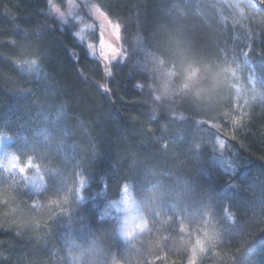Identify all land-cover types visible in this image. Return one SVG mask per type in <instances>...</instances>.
<instances>
[{
  "label": "trees",
  "instance_id": "obj_1",
  "mask_svg": "<svg viewBox=\"0 0 264 264\" xmlns=\"http://www.w3.org/2000/svg\"><path fill=\"white\" fill-rule=\"evenodd\" d=\"M54 3L62 10L67 0ZM87 3L120 25L126 62L105 65L74 36L77 23L48 14V0H0V135L43 177L29 187L0 176V264H188L186 240H163L178 233L171 205L205 249L198 264H264V182L244 177L243 165L229 175L212 163L225 131L224 151L264 180V109L251 108L231 136L222 120L236 81L215 21L197 0ZM251 27L264 56V23ZM33 59L39 67L27 68ZM218 123L225 129L212 131ZM125 187L156 212L133 247L114 207ZM70 190L68 204L52 202Z\"/></svg>",
  "mask_w": 264,
  "mask_h": 264
},
{
  "label": "rangeland",
  "instance_id": "obj_2",
  "mask_svg": "<svg viewBox=\"0 0 264 264\" xmlns=\"http://www.w3.org/2000/svg\"><path fill=\"white\" fill-rule=\"evenodd\" d=\"M74 2L79 5L76 0H74ZM257 2L258 0H197V6L201 5L203 7L202 11H200V15L203 17L208 15L215 21L213 26L217 27V30L219 29L220 37L223 36V42L227 48L225 49L222 59L228 61L227 67L224 70L231 74L236 81L230 86L232 91L235 92V96L232 98L235 103L231 110V116H224L225 119H222L225 124L229 125L228 135L230 136L234 134L233 126H235L234 124H230L231 119L232 121L239 119L244 122L251 108L253 109L255 106H258L264 109V56L259 46L261 44L259 34L254 33L251 27L252 24L257 26L258 23H264V14L256 7ZM62 11L67 13L68 0L66 8L62 9ZM84 13L90 15V18H85L86 15ZM104 17L107 16L105 14L98 16L93 11L88 9L81 10L80 7H76L73 10V15L67 17V22L71 21L78 24L76 27H78L77 33H79V39L82 37L80 40L87 44L91 53L97 55L96 57L99 60L103 61L105 65H108V63L115 60L106 61L103 59L100 47L101 40H103L105 44L104 50L109 52V54L110 50L107 45H112L121 52L123 51L121 38L117 39V35L113 30V25L117 23L111 21L108 17L106 20ZM108 21H111V23ZM252 58L257 59L258 64H254ZM213 125L216 131L225 129L224 125L221 123ZM224 133L225 131L220 132L216 138L215 145L217 153L212 162L214 167L224 171L225 174L231 175L229 171L232 166H237L238 170L243 165L244 177L250 176L248 178H250L251 181L253 179L258 182H256V184H263V179L259 181L258 175L252 170H248L249 164L245 157H239L238 151H235L232 155H228L224 150L231 151V148H227L226 145L223 148L220 147V141L222 140L227 144ZM7 147L6 151L8 152ZM3 163H5L4 152L0 151V164ZM1 175L20 179L29 187H37L40 182V177L36 172H27L26 175L32 177L31 182L25 178V175H21L17 171L9 170L4 167H0V176ZM253 182L255 183V181ZM126 188L128 189L127 196H125L123 190L121 198L114 203V207L121 220L120 234L127 244L133 247L137 245L140 237L150 228V219H154L153 216L156 215V212L153 209H150L149 212H145V209H143L140 202L135 198L130 187ZM171 207L172 208L166 210L165 213L168 215L169 222H174L176 224L177 228H175V232L178 233L168 234L163 240L170 242L174 238L173 242L177 244L186 240L189 244L188 248H186L188 249L187 251L191 253V251L195 249L197 256V253L200 252L201 243L197 241L196 231L191 228H189L190 231H188V228H186V220L178 213L174 206L171 205ZM229 212H232L231 209L228 207L225 208L224 218L229 225H233L236 223L235 216L233 220L230 221L228 215H226V213ZM172 244L171 247H175L174 245L176 244ZM179 245H182V243ZM164 259L165 258H150L153 263L167 264V260Z\"/></svg>",
  "mask_w": 264,
  "mask_h": 264
},
{
  "label": "snow or ice",
  "instance_id": "obj_3",
  "mask_svg": "<svg viewBox=\"0 0 264 264\" xmlns=\"http://www.w3.org/2000/svg\"><path fill=\"white\" fill-rule=\"evenodd\" d=\"M48 4H49V6H48V14L49 15L54 14L55 17H57L59 19V21L62 22L63 24H67V17L73 15V10L76 7H80V8H83V9H88L90 11H93L98 16L103 15V13H101L98 8H96L95 6H90L87 3V0H80L79 5H77L74 2V0H68V11H67V13L65 11H62L61 7L58 6L56 3H54V0H48ZM256 7L257 8L264 7V0H258V2L256 3ZM104 18L107 20V17H104ZM108 22L111 23V21H108ZM113 30H114V32L117 35V39H119L120 38V33L122 31L120 25L119 24H114L113 25ZM74 36L75 37H79V33L74 32ZM80 39H82V37H80ZM107 46H109L110 54H109V52H106L104 50L105 49V44H104L103 40H101L100 47H101V55H102L103 59H105L106 61L115 60V61H118V62H122L121 58L123 56V62H126L127 57L123 55V52H121L119 49H117L116 47H114L112 45H107ZM23 63H24V65L27 66V68H38L39 67V61L37 59H33V60H30V61H24ZM108 74L110 76L112 75L111 72H109ZM135 86L137 88L141 87V85L138 84V83ZM233 123H234L235 126H239L241 121L239 119H236V120L233 121ZM212 131H215V129H212ZM233 139H234V137H233ZM11 140H12V137H11L10 133L7 134V135H0V151L4 152V161H5V163L0 164V167H4V168H7L9 170L17 171L21 175H25V178L29 182H31L32 181V177L26 175L28 170L29 169H35L37 172H39L40 165L35 163L32 158H29V159H27L26 162L22 163L21 162L20 152L16 151L14 154H9L6 151V147L11 142ZM225 145H226L225 141H223V140L220 141V147L221 148L225 147ZM236 171H237V166H232L229 172H230L231 175H235ZM40 178H41V180H43V177H40ZM102 183H103V188L106 187V183L107 182L105 180H103ZM86 184H87V181L84 180V179H81L80 182H79L80 187H79V189L76 190V192L79 193L80 191H82L85 188ZM230 186L234 187V188L240 187V185H238V184H231ZM40 190H41L40 188H37V191H40ZM70 192H71V190L70 191H66L64 193L63 199L54 200L52 202L56 203V204H61V205L68 204L69 203L68 196H69ZM124 192H125V196H127L128 189L126 187L124 188ZM79 198L82 201L84 200V197L82 195H79ZM6 202L7 201H5V203ZM226 215H228V218H229L230 221L233 220L234 214L232 212L226 213ZM105 216H106V214L105 215H100L99 220L103 221L105 219ZM204 251H205V249L201 245L200 246V252H204ZM191 253H192V255H191V258L188 260V264H198L195 249H193L191 251ZM233 259H235V258H233Z\"/></svg>",
  "mask_w": 264,
  "mask_h": 264
}]
</instances>
